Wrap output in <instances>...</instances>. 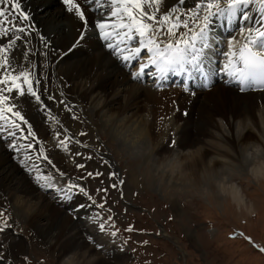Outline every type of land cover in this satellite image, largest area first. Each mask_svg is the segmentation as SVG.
I'll return each instance as SVG.
<instances>
[{"label": "bare ground", "instance_id": "bare-ground-1", "mask_svg": "<svg viewBox=\"0 0 264 264\" xmlns=\"http://www.w3.org/2000/svg\"><path fill=\"white\" fill-rule=\"evenodd\" d=\"M194 2L199 0H187V7H193ZM172 3L174 0H165L166 5ZM22 5L31 13V23L49 42V47L44 48L35 32L27 38L30 41L27 46L35 49L29 59L36 63L35 72L41 80L39 88L43 94L42 99L60 123L62 121L69 127L73 122L79 121L81 116L89 119L91 112L103 125L108 126L110 130L113 129L118 138L122 137L124 146L136 152L139 147L137 135L147 121L152 141L160 142L156 152L158 156L174 150H187L197 143L204 142L213 130H220V120H223L233 132V136L228 139L238 154L241 143L255 138L254 133L249 131L238 141L235 136V124L244 115L258 120L257 113L264 111V90L240 93L239 87L232 84V80L225 75L223 67L225 57L222 55L224 49L219 50L221 52L219 63L213 53L211 55L210 68L213 75L206 86L197 79L189 82V91H185L184 78L170 75L164 82L162 90H157L150 74H146L141 81L133 80L130 73L138 71L136 62L133 61L125 67L124 62L111 54V50L105 46L106 42L99 37L98 30L94 27L90 29L86 42H82L79 48L69 51V46L78 35L79 24L72 18V14L66 12L62 0H22ZM85 7L89 19L94 21L96 13L87 11L88 6ZM250 8L255 19L259 15L258 5ZM165 10V7L161 8L162 12ZM239 26L238 24L237 27ZM232 35H237L238 40H243L235 29ZM11 38L0 37V44H7ZM26 43L25 40L17 41L19 47L10 56L13 64L19 65L23 62L28 66L20 55ZM44 52L48 53L47 57L43 55ZM142 53L144 60H147L146 50ZM134 64L135 67L130 70V66ZM145 71L150 73L154 68ZM195 85L197 89L194 88ZM11 95L16 98L23 110L22 114L36 133V138L28 141L19 140V143H33L34 149L27 151L34 156L40 155L41 146L46 153V150L50 149L48 148L50 144L57 140L54 133L59 129L55 120L49 119L48 112L34 100L29 102L27 96L19 97L15 92ZM48 96L54 99L50 100ZM69 107L71 112L67 110ZM170 122L177 126L175 132L178 133V139L177 137L173 139L174 136L171 139L169 137L172 128ZM97 123L94 125L95 128L99 125ZM22 127L27 134V126ZM86 128L88 127L84 130ZM96 131L99 133L100 130ZM22 156L23 152H13L3 138H0V191L9 197L13 208L18 210L19 214L35 228L40 238L49 244L52 248L50 250L56 252L59 259L67 264H120L117 261L100 258L98 249L85 243L82 240L83 232H78L74 222L58 209L60 202L63 205L69 203L70 206L75 205L76 216L88 219L95 212L93 204L86 201L83 195L76 193H73L71 200L60 197V200L52 198L47 202L34 178H29L31 175L29 171L19 163ZM49 160L57 171L53 166L44 163L42 156L30 164H38L44 174L68 172V166L60 157L55 162L51 158ZM57 183L61 185L59 181ZM240 205L247 207V203ZM2 249L5 248L0 246L1 253ZM116 255L119 256L117 253Z\"/></svg>", "mask_w": 264, "mask_h": 264}, {"label": "snow or ice", "instance_id": "snow-or-ice-1", "mask_svg": "<svg viewBox=\"0 0 264 264\" xmlns=\"http://www.w3.org/2000/svg\"><path fill=\"white\" fill-rule=\"evenodd\" d=\"M62 4L79 24L78 35L69 46V51L86 42L90 29L94 27L111 54L124 62L125 67L136 62L138 71L130 73L133 80L141 81L146 74H150L154 87L162 90L164 82L171 75L184 78L185 91H189V82L197 79L206 86L213 75L210 68L211 55L219 45L224 49L223 67L229 80H234L241 92L250 89L264 90V0H199L191 8L187 7V0H174V3L167 5L165 0H62ZM253 5H258L259 15L255 19L250 8ZM85 6H88L87 11L96 13L94 21L89 19ZM162 7L166 8L163 12ZM216 20L220 21V27L225 28L231 38L215 33L213 25ZM31 21L32 15L23 7L22 0H0V37H12L7 44H0V138H3L13 152H23L19 163L33 175L42 189H55L65 200H71L74 191H78L95 205L96 201L85 186L71 179L66 185H58L52 174H44L38 164H30L41 156L51 164L42 146L39 149L40 155L34 156L27 151L34 149L33 143H19V140L36 138V133L22 114L23 110L16 98L11 95L13 92L19 97L27 96L29 102L34 100L48 112L49 119L60 124V120L48 110L42 99L43 94L39 88L41 80L35 72L36 63L29 59L35 49L27 46L30 44L27 38L33 32L39 36L44 48L49 47L46 37L40 35ZM233 29L243 37L242 41L237 39V35H232ZM21 40L27 41L20 55L28 66L23 62L15 65L10 59L12 52L19 47L17 41ZM133 44L136 46H132ZM145 50L147 60L141 55ZM43 55L47 57L48 53L44 52ZM151 68L154 71L146 73L145 70ZM48 99L54 97L48 96ZM67 110L71 112L70 107ZM22 125L27 126V134ZM54 135L58 139L57 146L66 153L70 152L72 137L60 139L59 132ZM80 135L84 136L86 133L81 132ZM74 143L81 144L79 140ZM76 155L82 154L77 152ZM86 159L90 160L92 157L88 156ZM76 167L84 169L85 165L77 164ZM59 175L65 174L59 172ZM103 175L99 170L87 172V176L93 179ZM110 177L113 181L118 180L121 185L124 183L118 172H110ZM110 186L115 189L118 184L112 182ZM101 191L107 193L108 189H97V192ZM106 202L105 198L97 206L104 209ZM108 211L111 212V209ZM9 219L4 212H0V232L11 227ZM92 219L101 232H106L109 226L115 228L111 218L107 224L96 217ZM133 230L131 227L126 229L128 232ZM109 234L117 236L118 231H111ZM24 259L27 261L28 257ZM0 260H3V256H0Z\"/></svg>", "mask_w": 264, "mask_h": 264}, {"label": "rangeland", "instance_id": "rangeland-1", "mask_svg": "<svg viewBox=\"0 0 264 264\" xmlns=\"http://www.w3.org/2000/svg\"><path fill=\"white\" fill-rule=\"evenodd\" d=\"M75 122L69 127L62 121L60 124L55 122L60 139L72 137L70 152L62 151L57 146V139L50 144L46 154L54 162L60 157L68 166L64 176L56 172L52 174L59 184L66 185L69 179L76 181L85 186L96 201L94 205L83 194L74 191L95 207L91 219L76 216L75 205L69 203L63 205L60 202L58 209L74 222L78 232H83L82 240L98 249L100 258L120 264H264V190L247 186L246 208L235 204L225 208L217 204L211 207L198 205L193 209L179 198L165 199L155 189H149L144 177L131 163L135 151L124 146L122 137L118 138L113 129L103 125L91 112L89 119L81 116ZM96 123L97 128L94 127ZM170 125L169 137L176 139L177 126L172 122ZM84 126L88 127L86 131ZM81 132L86 135L81 136ZM75 140L81 144L74 143ZM77 152L82 155H76ZM88 156L92 159H86ZM44 163L53 166L48 161ZM77 164H84L85 168H77ZM97 170L104 175L95 179L87 176V172ZM110 172H118L124 183L113 181ZM112 182L118 187L112 188ZM39 188L47 202L52 198L60 200L55 189ZM99 188H107L108 192H97ZM105 198V208L100 209L97 205ZM13 207L9 197L0 191V212L10 217L8 223L11 225L0 232V246L5 248L0 256L6 257L0 260V264H67L50 250L49 244ZM93 217L106 224L111 218L115 228L109 226L106 232H101ZM129 227L134 230L126 231ZM111 231H118V235L111 236Z\"/></svg>", "mask_w": 264, "mask_h": 264}, {"label": "clouds", "instance_id": "clouds-1", "mask_svg": "<svg viewBox=\"0 0 264 264\" xmlns=\"http://www.w3.org/2000/svg\"><path fill=\"white\" fill-rule=\"evenodd\" d=\"M257 117L244 115L235 124L238 141L249 131L255 136L239 145V154L229 143L233 132L220 120V130H213L204 142L158 156L160 142L152 141L146 121L137 135L139 147L131 163L149 189L165 199L179 198L193 209L198 205L239 206L248 202L247 186L264 190V111Z\"/></svg>", "mask_w": 264, "mask_h": 264}]
</instances>
